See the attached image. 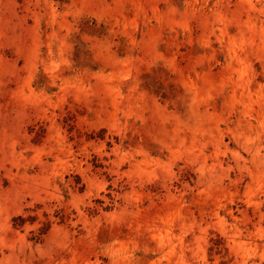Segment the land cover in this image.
<instances>
[{
	"label": "rangeland",
	"instance_id": "374dc122",
	"mask_svg": "<svg viewBox=\"0 0 264 264\" xmlns=\"http://www.w3.org/2000/svg\"><path fill=\"white\" fill-rule=\"evenodd\" d=\"M0 264H264V0H0Z\"/></svg>",
	"mask_w": 264,
	"mask_h": 264
}]
</instances>
